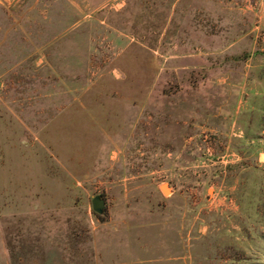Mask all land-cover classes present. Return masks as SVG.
I'll return each instance as SVG.
<instances>
[{
    "label": "rangeland",
    "instance_id": "rangeland-1",
    "mask_svg": "<svg viewBox=\"0 0 264 264\" xmlns=\"http://www.w3.org/2000/svg\"><path fill=\"white\" fill-rule=\"evenodd\" d=\"M263 13L264 0H0V264L109 263L124 206L139 221L157 204L149 181L170 193L163 168L198 185L193 201L224 197L225 214L209 217L212 234L189 264H264ZM242 35L235 52L213 54L206 95L243 102L248 72L260 81V111L247 127L197 128L188 142L182 122L203 100L204 69H174L172 44L198 53L209 42L214 52ZM124 103L121 117L136 125L117 130L129 140L110 150L103 133L112 136ZM144 170L154 173L126 175Z\"/></svg>",
    "mask_w": 264,
    "mask_h": 264
},
{
    "label": "crops",
    "instance_id": "crops-1",
    "mask_svg": "<svg viewBox=\"0 0 264 264\" xmlns=\"http://www.w3.org/2000/svg\"><path fill=\"white\" fill-rule=\"evenodd\" d=\"M256 28L257 27H252L247 32L253 31ZM203 31V36L205 38L208 39L211 37L210 34H205V30ZM245 35L228 42V44L226 42L222 46L219 45L218 50L214 52L209 42L208 44L205 42V45L202 46V52L198 53L190 48L188 51L182 50L181 47L183 45L178 42L172 44V54L169 57H171L172 65L175 66L174 69L179 71L183 68H188L189 70L204 69L203 74L197 81L198 86L196 88L202 89L201 91L204 94L203 100L201 102L200 99H197V103L194 107L188 105L186 109L187 119L182 122L185 127L193 132L188 134V142L195 141L196 138H199V135L195 132L197 128L203 130L212 129L224 133L227 130L229 131V129H234L235 126L238 128H240V126H242V128L247 127L246 119H248V113L260 111V107L252 103L253 96H257V92L253 91L252 87L258 88L260 81L257 78H253L248 72H245L244 79H242V93L245 92L244 90L248 91V93L244 94L245 100L243 102L240 100V103L233 104L229 103L227 99L228 101L224 103L213 104L210 103L209 95H206L207 92L205 90L206 86L212 84L213 80L211 74L205 75L206 72H210L211 70V58L213 54H222L224 52L226 53V51L235 52V50L241 46V41L246 37ZM261 40L263 41L264 38ZM254 58V56H251L246 61L252 62L255 60ZM197 96L199 97V95ZM122 99L124 102V98ZM123 105L124 108L121 106L112 113L118 115L116 116L118 118L116 120L118 121L111 123L114 130L112 136L110 137L107 132L103 133V138H105L110 150L112 147L115 148L114 144H112L113 142L124 143L125 140L127 142L132 129L136 125V120L131 116L129 118L127 115V118L125 114V116L121 117L122 114H120V112L124 113V109L132 106L131 103H129V105L124 103ZM212 119L224 120L227 121L228 124L231 121V126L222 127L215 125L211 123ZM187 124H191L192 127H189ZM121 128L129 130L130 135L118 139L116 137V131H119ZM174 156L175 159L179 158L177 153H174L173 157ZM160 172H163V175L166 176L165 182L169 186L170 193L166 195L161 190L160 185L164 181H149L147 183L148 191L154 195V200L157 201V204L155 208L149 207L142 210V216L143 214L147 216L141 218L139 221H133L131 218L132 215L129 212L132 208L135 209V207H132L131 204H126L127 206H124L123 220L120 223L122 227L121 230L123 231L122 233L124 234L122 246L108 249L107 255L109 257V263L104 264H181L180 262L186 260L187 264H189V260H192V251H194V254L199 253L198 251L202 250V244L204 243L201 242V240L208 238L209 235L212 234L208 230V225L206 224L209 217L213 218L225 214L226 206L224 197L210 195L207 199L200 197L198 201H193L190 195L198 190V185L194 183V181L179 180L176 170L173 168H163ZM153 173V171L147 170L139 172L129 171L126 175L130 177H140L149 176ZM119 233L120 231H117V234ZM192 244H194L193 250ZM104 254L105 253H100L99 255L102 256Z\"/></svg>",
    "mask_w": 264,
    "mask_h": 264
},
{
    "label": "water",
    "instance_id": "water-1",
    "mask_svg": "<svg viewBox=\"0 0 264 264\" xmlns=\"http://www.w3.org/2000/svg\"><path fill=\"white\" fill-rule=\"evenodd\" d=\"M164 189H167L166 187H164ZM91 206H92V210L101 215L104 212L105 209V200L103 197H101L100 195H95L92 199H91Z\"/></svg>",
    "mask_w": 264,
    "mask_h": 264
}]
</instances>
